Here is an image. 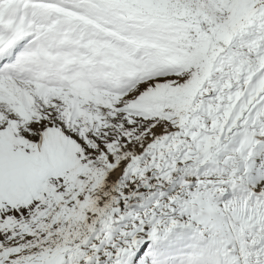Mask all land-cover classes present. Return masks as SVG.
<instances>
[{"label": "snow or ice", "instance_id": "6c2138e0", "mask_svg": "<svg viewBox=\"0 0 264 264\" xmlns=\"http://www.w3.org/2000/svg\"><path fill=\"white\" fill-rule=\"evenodd\" d=\"M0 264H264V0H0Z\"/></svg>", "mask_w": 264, "mask_h": 264}]
</instances>
